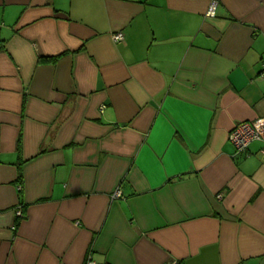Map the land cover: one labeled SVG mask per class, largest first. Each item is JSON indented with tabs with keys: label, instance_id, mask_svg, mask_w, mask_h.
Returning <instances> with one entry per match:
<instances>
[{
	"label": "crops",
	"instance_id": "obj_1",
	"mask_svg": "<svg viewBox=\"0 0 264 264\" xmlns=\"http://www.w3.org/2000/svg\"><path fill=\"white\" fill-rule=\"evenodd\" d=\"M211 1L0 0V264H264L261 147L228 141L264 0Z\"/></svg>",
	"mask_w": 264,
	"mask_h": 264
},
{
	"label": "built area",
	"instance_id": "obj_2",
	"mask_svg": "<svg viewBox=\"0 0 264 264\" xmlns=\"http://www.w3.org/2000/svg\"><path fill=\"white\" fill-rule=\"evenodd\" d=\"M217 3L215 0L211 1L209 9L206 13V17L212 18L215 15ZM112 40L115 43L122 41L121 34L112 35ZM228 141L235 148L236 153H246L250 144L259 142L261 148L258 151V155L264 160V117L256 119L252 122H242L237 124L228 134ZM121 197V192L117 190L113 193L112 198L117 199ZM217 199L222 198V194H218ZM17 215L20 216L21 212L17 211ZM85 264H95V262L88 257ZM168 264H180L177 261H172Z\"/></svg>",
	"mask_w": 264,
	"mask_h": 264
},
{
	"label": "rangeland",
	"instance_id": "obj_3",
	"mask_svg": "<svg viewBox=\"0 0 264 264\" xmlns=\"http://www.w3.org/2000/svg\"><path fill=\"white\" fill-rule=\"evenodd\" d=\"M261 147V144L259 142H254L251 144L250 149L256 150Z\"/></svg>",
	"mask_w": 264,
	"mask_h": 264
}]
</instances>
